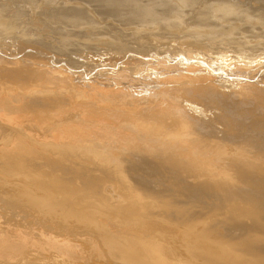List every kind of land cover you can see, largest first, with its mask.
<instances>
[{
  "label": "bare ground",
  "instance_id": "obj_1",
  "mask_svg": "<svg viewBox=\"0 0 264 264\" xmlns=\"http://www.w3.org/2000/svg\"><path fill=\"white\" fill-rule=\"evenodd\" d=\"M150 54L89 82L0 57V264H264V91Z\"/></svg>",
  "mask_w": 264,
  "mask_h": 264
},
{
  "label": "rangeland",
  "instance_id": "obj_2",
  "mask_svg": "<svg viewBox=\"0 0 264 264\" xmlns=\"http://www.w3.org/2000/svg\"><path fill=\"white\" fill-rule=\"evenodd\" d=\"M165 21L171 27H165ZM4 23H11L15 30L7 34L6 40L0 38V57L23 59L30 53L46 65L71 66L68 70L80 75L79 80L90 81L100 72H118L119 66L123 70V64L137 54L143 57L142 54L158 52L156 60L164 64L174 63L178 55L192 54L198 58L191 64L196 69H203L207 75L209 66L214 67L213 71L223 76V80L216 79L219 84L247 81L264 91V0H0V26ZM199 28H218L214 31L217 36L224 31L233 36L229 42L219 37L197 50L189 40ZM144 60H152V65L157 66L154 57ZM128 65L123 72L138 76L127 70ZM236 94L235 99H239Z\"/></svg>",
  "mask_w": 264,
  "mask_h": 264
}]
</instances>
